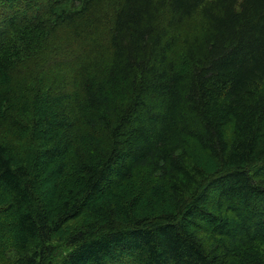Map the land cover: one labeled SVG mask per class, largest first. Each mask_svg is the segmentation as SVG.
I'll return each instance as SVG.
<instances>
[{"label":"trees","instance_id":"16d2710c","mask_svg":"<svg viewBox=\"0 0 264 264\" xmlns=\"http://www.w3.org/2000/svg\"><path fill=\"white\" fill-rule=\"evenodd\" d=\"M3 234L0 264H264V0H0Z\"/></svg>","mask_w":264,"mask_h":264},{"label":"rangeland","instance_id":"374dc122","mask_svg":"<svg viewBox=\"0 0 264 264\" xmlns=\"http://www.w3.org/2000/svg\"><path fill=\"white\" fill-rule=\"evenodd\" d=\"M50 184H46V188L50 187ZM64 239V237H62ZM59 239L60 241H57L56 244V250H55V260L54 263L57 264L58 262H60L63 258V256L65 255L67 249H69V247L67 246V244H65L64 240ZM4 241H7V238L5 237V235H0V244L4 243ZM8 244L6 243V246Z\"/></svg>","mask_w":264,"mask_h":264}]
</instances>
